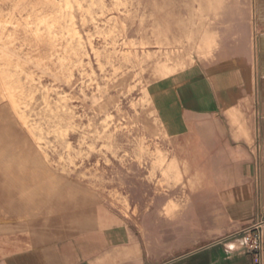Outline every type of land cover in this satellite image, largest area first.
<instances>
[{
    "label": "rangeland",
    "instance_id": "rangeland-1",
    "mask_svg": "<svg viewBox=\"0 0 264 264\" xmlns=\"http://www.w3.org/2000/svg\"><path fill=\"white\" fill-rule=\"evenodd\" d=\"M247 10L248 0H0V210L45 204L70 183L134 212L176 196L183 181L148 86L192 62L194 36Z\"/></svg>",
    "mask_w": 264,
    "mask_h": 264
},
{
    "label": "crops",
    "instance_id": "crops-1",
    "mask_svg": "<svg viewBox=\"0 0 264 264\" xmlns=\"http://www.w3.org/2000/svg\"><path fill=\"white\" fill-rule=\"evenodd\" d=\"M148 91L183 181L176 196L134 212L70 183L45 204L7 202L0 264H257L240 232L264 218V0L194 36L192 62Z\"/></svg>",
    "mask_w": 264,
    "mask_h": 264
},
{
    "label": "built area",
    "instance_id": "built-area-1",
    "mask_svg": "<svg viewBox=\"0 0 264 264\" xmlns=\"http://www.w3.org/2000/svg\"><path fill=\"white\" fill-rule=\"evenodd\" d=\"M240 233L244 237L246 250L253 255L257 264H261L264 252V218Z\"/></svg>",
    "mask_w": 264,
    "mask_h": 264
}]
</instances>
